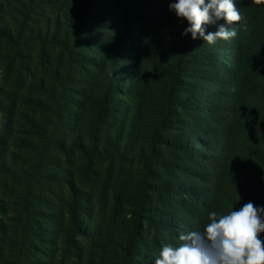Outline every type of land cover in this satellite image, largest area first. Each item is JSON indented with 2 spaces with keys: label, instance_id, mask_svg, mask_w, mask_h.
<instances>
[{
  "label": "rangeland",
  "instance_id": "obj_1",
  "mask_svg": "<svg viewBox=\"0 0 264 264\" xmlns=\"http://www.w3.org/2000/svg\"><path fill=\"white\" fill-rule=\"evenodd\" d=\"M90 1L0 0V25L21 27L0 33V84L37 98L59 70L61 105L73 110L60 153L65 178L50 203L17 201L1 223L30 240L25 264H155L164 244L203 231L211 211L254 203L238 193L245 179L264 184V76L241 60L250 40L240 0V21L203 26L237 32L211 45L183 35L189 24L169 7L176 0ZM55 19L81 44L40 37ZM49 107L55 123L62 107ZM7 229L0 264H15Z\"/></svg>",
  "mask_w": 264,
  "mask_h": 264
},
{
  "label": "trees",
  "instance_id": "obj_2",
  "mask_svg": "<svg viewBox=\"0 0 264 264\" xmlns=\"http://www.w3.org/2000/svg\"><path fill=\"white\" fill-rule=\"evenodd\" d=\"M30 5L38 2L40 4H48L51 0H28ZM93 1L89 2L92 5ZM241 14L243 17L242 33L250 40L247 53L241 55L242 63L250 66L253 71L264 76V0L261 3H255V0H240ZM2 7L0 6V13ZM19 11V9H18ZM27 13H29L26 10ZM31 14V13H30ZM28 20V18H27ZM45 31H40L41 36L52 35L56 40H60L61 44L69 48V44L77 46L81 44L75 37L63 30V24L58 19L53 23H49ZM31 27L32 25L29 24ZM18 25L15 30L5 28L0 25V33L12 36L11 32L20 31ZM33 28V27H31ZM13 33V34H14ZM23 34V33H20ZM28 36V35H25ZM24 39H28L25 37ZM21 37V35H19ZM31 37V36H30ZM81 42H84L82 40ZM27 45V42L25 43ZM251 52V53H250ZM60 55V54H59ZM56 71V78L47 85H41L39 93L40 97L34 98L18 96L17 93H10L7 88L0 84V234H7V226L9 231L10 225H2L7 212L14 210L17 201L25 200L29 197H36L39 204L47 202V198L52 193L56 184L63 182L64 175L60 174V165L62 163L60 153L67 152V141L64 139L65 124L73 120V114L70 109L61 105L62 97L65 95V87L67 81L65 77H59ZM54 73V72H51ZM17 84H24L23 81H17ZM60 86V87H58ZM56 91L61 94L55 93ZM65 102V101H64ZM49 105H59L62 107L57 122H52L48 118L50 111ZM19 127V130H15ZM257 165L264 168V158L259 159ZM66 174V171H63ZM243 180V179H242ZM245 192L239 191L245 199L252 198L253 205L257 208H264V184L258 187L257 180L251 185L247 179L244 180ZM196 196H200V189L192 190ZM249 192V193H248ZM248 193V194H247ZM42 194V195H41ZM54 194V192H53ZM44 197H41L43 196ZM54 196V195H53ZM26 198V199H25ZM241 205H240V204ZM240 208L249 201H240ZM25 206V205H24ZM28 207V206H27ZM26 210H19L15 213L22 215ZM42 213H46L42 211ZM264 220V213L261 214ZM12 226V225H11ZM19 228L10 231L9 234L15 238L17 245L15 249L19 250V256L15 259V264H25V254L31 248L28 238H24L19 233ZM260 239L264 241V232L260 233ZM6 238L0 237V242L4 243ZM13 254H17L15 251Z\"/></svg>",
  "mask_w": 264,
  "mask_h": 264
},
{
  "label": "clouds",
  "instance_id": "obj_3",
  "mask_svg": "<svg viewBox=\"0 0 264 264\" xmlns=\"http://www.w3.org/2000/svg\"><path fill=\"white\" fill-rule=\"evenodd\" d=\"M261 3V0H255ZM178 18L187 20L183 35H197L208 44L217 40L228 41L237 35L235 28L219 26L215 33L205 34L204 25L225 19L229 24L241 20L233 0H176L169 5ZM264 208L253 203L245 204L238 211L227 214L211 211L203 231H190L179 235L178 246L164 244L155 259V264H264Z\"/></svg>",
  "mask_w": 264,
  "mask_h": 264
}]
</instances>
